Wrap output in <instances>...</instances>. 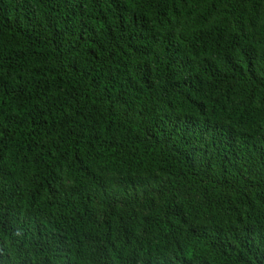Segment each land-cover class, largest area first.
<instances>
[{"label": "trees", "instance_id": "obj_1", "mask_svg": "<svg viewBox=\"0 0 264 264\" xmlns=\"http://www.w3.org/2000/svg\"><path fill=\"white\" fill-rule=\"evenodd\" d=\"M0 264H264V0H0Z\"/></svg>", "mask_w": 264, "mask_h": 264}]
</instances>
